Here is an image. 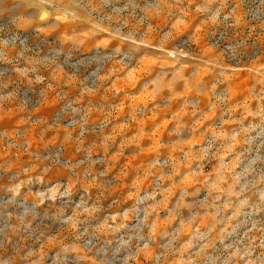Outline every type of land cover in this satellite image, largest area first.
<instances>
[{
    "label": "rangeland",
    "instance_id": "1",
    "mask_svg": "<svg viewBox=\"0 0 264 264\" xmlns=\"http://www.w3.org/2000/svg\"><path fill=\"white\" fill-rule=\"evenodd\" d=\"M62 3L73 18L47 27L0 0V253L264 264L262 0Z\"/></svg>",
    "mask_w": 264,
    "mask_h": 264
},
{
    "label": "clouds",
    "instance_id": "2",
    "mask_svg": "<svg viewBox=\"0 0 264 264\" xmlns=\"http://www.w3.org/2000/svg\"><path fill=\"white\" fill-rule=\"evenodd\" d=\"M26 3L31 5L32 8L36 9V14L29 13V16L34 20L37 21L39 25L41 26H47L51 27L53 26L52 23L49 22H55L56 26H58L60 23L67 22L68 20L72 19L73 17L71 14L66 10V8L63 6L62 0H25ZM211 3L212 0H209ZM226 2V0H222V3ZM262 3H264V0H262ZM220 17V9H217L210 17V19L213 22H216L219 20ZM225 20L229 19L228 16L224 17ZM41 28L37 27L36 31H40ZM8 39H12V37L6 38L4 40L5 43L8 42ZM28 37L24 36V38L20 41L21 44L27 42ZM237 182H239L240 177L237 176ZM27 183H31V179L26 181ZM37 183H43V176L36 177ZM25 183L22 181L21 183H18L14 186V189H12L14 195H19L20 189L22 184ZM246 186V185H245ZM60 185H57L54 188L49 189L51 195L48 196V199H51L53 201L57 198V193L59 191ZM71 194V189H66L63 192H59L60 196H69ZM40 197V203L44 202L45 193L40 192L38 193ZM260 199L264 201V191L261 192ZM243 203H246V201H243ZM66 223H69L70 226L71 222L66 221ZM239 226V225H238ZM224 232L227 233V228L224 229ZM233 232H235V229H233ZM245 237H247V233H245ZM4 237L2 234H0V248L5 246L4 243ZM255 237L251 238L248 242V244H244L243 240H239L235 242L233 245H227L226 248L233 249L230 252V259L239 258L240 260H245V257H250L251 252L253 251L252 245L255 243ZM237 245H243V246H237ZM261 248H264V239H262ZM10 251L6 253H0V264H36V261L32 259L34 255L33 249L29 248H21L19 247V240L13 242L10 246ZM261 256L264 257V253H261ZM245 264H255V261L252 259L245 260Z\"/></svg>",
    "mask_w": 264,
    "mask_h": 264
}]
</instances>
